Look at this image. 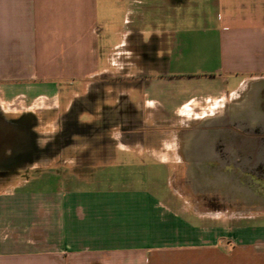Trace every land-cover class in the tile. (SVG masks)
<instances>
[{"label": "crops", "instance_id": "crops-1", "mask_svg": "<svg viewBox=\"0 0 264 264\" xmlns=\"http://www.w3.org/2000/svg\"><path fill=\"white\" fill-rule=\"evenodd\" d=\"M92 81L112 87L81 115L134 132L126 162H264V0H0L3 98ZM51 163L48 183L0 190V264H264V218L66 186Z\"/></svg>", "mask_w": 264, "mask_h": 264}, {"label": "rangeland", "instance_id": "rangeland-1", "mask_svg": "<svg viewBox=\"0 0 264 264\" xmlns=\"http://www.w3.org/2000/svg\"><path fill=\"white\" fill-rule=\"evenodd\" d=\"M104 87H112V83L66 84L50 101L22 97L7 100L0 92V122L13 128L0 127V190L48 183L51 157L57 159L51 164L56 165L53 169L66 186L146 185L175 191L173 196L189 210L207 212L232 208L234 214L264 218V162L166 166L126 162L125 159L132 160V156L124 144L131 134L135 136L134 132L104 130L96 121L89 125L93 128L88 129L87 116L80 112L103 108ZM109 92L112 103L113 93ZM111 103L108 110H112ZM17 110L36 112L20 115ZM48 110L60 112L50 115ZM21 153L26 155L25 161L16 158ZM33 156H40V162L28 161Z\"/></svg>", "mask_w": 264, "mask_h": 264}, {"label": "flooded vegetation", "instance_id": "flooded-vegetation-1", "mask_svg": "<svg viewBox=\"0 0 264 264\" xmlns=\"http://www.w3.org/2000/svg\"><path fill=\"white\" fill-rule=\"evenodd\" d=\"M23 156H24V153H21L20 155H17L16 158H20V159H22ZM224 189H225V190H226V189L229 190V187H225Z\"/></svg>", "mask_w": 264, "mask_h": 264}, {"label": "water", "instance_id": "water-1", "mask_svg": "<svg viewBox=\"0 0 264 264\" xmlns=\"http://www.w3.org/2000/svg\"><path fill=\"white\" fill-rule=\"evenodd\" d=\"M1 125H2V126H3V128H4L3 130H5V129L8 127V124L1 123V122H0V127H1Z\"/></svg>", "mask_w": 264, "mask_h": 264}]
</instances>
